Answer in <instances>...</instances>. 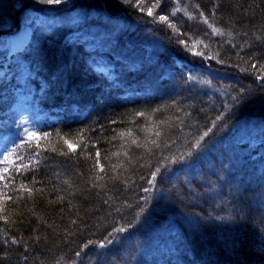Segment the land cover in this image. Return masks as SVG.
<instances>
[{
    "label": "trees",
    "instance_id": "obj_1",
    "mask_svg": "<svg viewBox=\"0 0 264 264\" xmlns=\"http://www.w3.org/2000/svg\"><path fill=\"white\" fill-rule=\"evenodd\" d=\"M176 2L162 4L158 14H168ZM18 3L23 7H17ZM135 3L64 0L49 6L34 0H0V24L10 26L0 32V64L12 75L10 82L0 75L4 79L0 81V134L9 135L12 126L20 132L23 126L19 112L5 114L13 105L25 113L31 131L50 133L39 142L45 151L35 174L41 181L35 187L44 192L8 208L10 227L0 222L9 237L21 240L0 246V251L7 250L5 264H25V256L27 264H71L80 245L88 239H103L117 221L136 223L103 256L98 257L102 250L85 249L83 264H264V87L253 73L240 70L250 67L245 61L253 53H260L256 59L264 62V0H219L221 8L215 17L211 15L213 0H179L180 7L190 13L199 4L215 26L233 31L232 37L211 36L206 25L179 12L170 20L189 34V51L172 38L174 30L152 22ZM34 16L39 23L30 26L27 42L17 49L20 54L9 51L12 36L22 32L28 25L24 22ZM229 39L231 43L226 42ZM151 40L156 43V59L139 58L137 51H145ZM192 50L216 58L203 60L193 56ZM118 53L129 64L138 65V70L129 72L117 65L112 57ZM105 66L106 74L94 71ZM26 67L33 75H25ZM168 73L171 79L161 81ZM241 89L249 98L216 131L213 147L202 161L191 170L170 166L172 174L165 172L157 184L163 198L157 199L154 193L153 199L139 201L145 195L140 189L147 186L159 156L131 146L135 136L121 139L118 133L131 128L141 144L153 148L155 129L152 133L137 129L172 117L173 126L164 131L165 139L175 144L171 152H163L171 158L172 153L185 150L195 126L203 128L206 120L224 111L218 106L228 97L221 93L244 95ZM172 100L180 112L169 107ZM158 106L163 114L153 116L151 109ZM137 111H145L146 116L136 117ZM147 116L153 120L147 121ZM240 129L246 131L237 136ZM18 137L6 146L12 147L13 140L19 143ZM64 140L77 148L75 154ZM32 143L35 151L36 141ZM94 144L107 174L101 183L111 189L100 194L89 187L99 173L92 170ZM61 150L68 155H59ZM89 154L93 159H87ZM114 166H119L116 172ZM117 174L120 181H129L130 190L110 179ZM31 179L29 175L24 182ZM108 198L114 202L106 205L103 201ZM125 201L132 207H124ZM138 203L143 204V212ZM117 208L121 211L116 212ZM66 229L75 233L68 242Z\"/></svg>",
    "mask_w": 264,
    "mask_h": 264
},
{
    "label": "snow or ice",
    "instance_id": "obj_2",
    "mask_svg": "<svg viewBox=\"0 0 264 264\" xmlns=\"http://www.w3.org/2000/svg\"><path fill=\"white\" fill-rule=\"evenodd\" d=\"M64 2V0H34V3L40 4V5H61ZM122 3L128 4L130 0H121ZM172 0H155V2H151L149 0L148 4L144 3V0H136V3L134 7L138 8L140 12H145L148 17L152 18V22L154 23H165L167 24L168 28L174 30L173 31V37L177 43L180 46H183V50L189 51V44L188 41L190 39L189 34L187 32H182L181 29L177 26V24L173 23L170 20V17L175 18L177 16V13L183 12L185 16L188 17L189 20H199L200 23L207 26L208 29H211V36H224L227 35L228 37L233 36V31L228 30L227 32L214 25V23L209 19L207 15H205V12L200 9V5L196 4L195 9L196 12L190 13L186 10V8H181L179 4V0L176 2V6L172 8V10L168 14H158V10L161 9L162 4L170 3ZM17 7H23V4L18 3L16 5ZM221 8V4L219 3V0H213V6L211 8V15L215 17L218 13V11ZM28 25L31 26L33 24H38L39 20L38 17H29L27 18ZM234 26V25H233ZM0 27H2V24H0ZM248 33H243V35H247ZM205 35H209L208 33H205ZM236 35H240V33H236ZM257 40L260 39L259 36L256 37ZM227 43H231V39L226 41ZM196 43H201V41H197ZM205 47H210L209 45H205ZM233 47H237L236 45H233ZM241 49L244 47L243 45L239 46ZM26 51V49H25ZM21 50L17 51V55H19ZM193 56H201L203 60H209V59H215V56H205L203 52L192 50ZM236 55L240 57V51L236 52ZM261 55L260 53H253L252 56L248 57V60L245 61V64L250 63V67L241 68V71H247L251 72L255 75V78L260 81L261 86L264 87V62H261L259 59H256L257 56ZM27 58V56H25ZM114 59L115 63L117 65H121L123 68H126L127 71H135L138 70L139 66L135 64H129L127 57L122 54H116L115 57H112ZM242 59V57H241ZM220 63H223V61H219ZM95 63V61H93ZM4 65L0 64V75L4 76V79L7 78L10 82L12 79V75L9 72L3 71ZM98 68H95V72L106 74L103 71H98ZM89 71H93V68L91 65H89ZM24 73L26 76H31L33 73L26 67L24 69ZM38 75V73H35ZM115 78V77H113ZM171 79V74H165L160 77V80L163 81L164 79ZM4 79H0V81H3ZM187 79L191 80L192 77H188ZM207 83V82H206ZM42 91H44V88L42 86ZM241 93L244 95H237L233 96L230 92H223L222 95H225L228 97V99L224 100L218 107L223 108L224 111H220L219 114L215 115L214 117L210 118V120H206L203 128H201L199 125L195 126L193 131L190 133L191 139L187 141L186 148L184 151H176L171 154V158H169L168 155H164V150H167L171 152L173 145L175 144V140L167 138L166 132L164 131L165 128H171L173 125L170 123L172 120V117H169L168 119H161L158 121V123L154 124H148L146 122L145 126L137 129V132H144V133H152L153 129L154 135L157 139H152L150 141L153 148H148L147 143L141 144L139 142L140 137L138 135H135L133 129H128L127 131H121L118 133V136L121 139H125L127 137H133L135 138L131 139V146H135L136 148H145L149 155L151 156H159V159L157 161V165L155 166V170L151 171L150 178L140 176L141 181H145L147 186L140 189L142 193L145 195H140L138 197L139 201L141 202H147L150 199H153V194L158 193L157 199L163 198V191L162 189L157 188V184L162 182L163 176L165 172H168L169 175L172 174V172L169 171L170 166H175L177 169H188L191 170L197 163H200L202 159L211 151L213 147V137L216 135V131L221 128L222 125H224V122L227 118H229L232 114H234L235 111H239V108L243 106V104L247 101L249 98L248 94L245 92L244 89L240 90ZM177 101L172 100L169 107H175L176 112H180V108L176 107ZM163 107L158 106L151 109V112L154 115L156 114H163ZM203 111V110H201ZM135 116L138 118H144L146 116L145 111H137L135 113ZM153 116H147V121H152ZM176 119H179V117H176ZM23 124V122H21ZM111 123L115 124L118 123L117 121H112ZM183 123V121H181ZM83 131V130H81ZM26 138L25 136L18 137L19 143L16 142V140H13L12 147L5 146L3 149H0V184H2V188H0V222L3 223L5 226H11L10 225V217L8 214H5L8 212V208L10 206H18L19 202L24 199H32L35 194L37 193H43V188H37L35 187L36 184L41 183V181L36 179V172L39 170V168L42 165V157L41 152L45 151V149H42L41 144L39 143L41 139H46L50 133L44 132L41 133L37 131H30L28 129H25ZM116 136L112 137V140H115ZM145 141H148V137H144ZM33 140L36 141L35 144V151H32L33 148ZM127 142V141H125ZM264 143V142H262ZM64 144L67 145L68 149L75 154L77 151V148L70 143L68 140H64ZM163 145V148L161 147ZM122 147L124 145H121ZM88 145H84V148L86 149ZM92 147H96V145H92ZM153 149H156L158 151H154ZM53 152L56 151L55 148L52 149ZM59 155L66 156L68 153L61 150ZM112 155L116 156L119 155V153H113ZM125 155H128L126 152ZM9 157H13L12 160L9 159ZM191 158V159H189ZM87 159L91 160L93 157L89 154L87 156ZM107 159V157H105ZM101 160V151L98 147H96L95 152V164L93 166V171L96 169L99 170V173L95 175L94 179L91 180V183L89 185L90 189H98L99 192L97 194L110 191L111 189L108 188L107 183H101V181L106 180V173L104 171V166L100 162ZM119 166L113 167V172H116V168ZM29 175L32 176V179L25 183L24 181L28 180ZM17 179L20 180V183H17ZM113 182L120 181L119 175H114L110 178ZM123 183L125 190L131 189V184L127 179L120 181ZM132 184L135 183L133 180L131 182ZM31 185V186H30ZM113 187H115V183L113 184ZM60 199H63V197H60ZM104 204H109L111 201V198L105 199ZM124 207L131 208L132 205L128 204L127 201L124 202ZM136 207L140 209L141 212L144 211L143 204H137ZM116 212H120L121 209L117 208L115 209ZM137 219H139V216H137ZM14 223V222H13ZM77 223L76 220L72 221V224L75 225ZM117 226L112 227L110 231H107V235L104 236L103 239L95 240V239H88L85 243L79 246L78 250L74 251V256L72 258L71 264H77V261H79V264H83V260L81 257L83 255H87L85 252V249H99L102 250L98 252V257L103 256L105 253H107L110 250V246L114 245L117 241V238H121V233H128L130 229L134 228V225L136 221L132 222H124L120 223L119 221L116 222ZM0 232H2V237H0V246L3 245H16L21 243V240L18 239L15 236H8V232L4 229H0ZM75 235L74 232H70L67 229L65 230V242L69 241V238ZM7 259V250L0 251V264H5V261ZM25 264H27L28 257H24Z\"/></svg>",
    "mask_w": 264,
    "mask_h": 264
},
{
    "label": "rangeland",
    "instance_id": "obj_3",
    "mask_svg": "<svg viewBox=\"0 0 264 264\" xmlns=\"http://www.w3.org/2000/svg\"><path fill=\"white\" fill-rule=\"evenodd\" d=\"M47 20H51V19H49V17H48ZM27 22L28 21H25L24 24H27ZM9 28H10L9 25L2 26V27H0V32H2V31L5 32V30H7ZM29 31H30V26L29 25H26L25 27L22 28V34H24V35L29 34ZM87 31H89V30H84V33H86ZM128 41L131 42L132 40L128 37ZM149 42H150V44H148L147 49L145 51H142L141 53L138 50L137 51V55H138L139 58L143 56L144 59H148L149 58V59H154L155 60L156 56H157L156 43L153 40H151ZM90 46L91 45H89V47ZM100 69L105 72L107 70V67L105 66V67L100 68ZM17 107L18 106H16V105L11 106L9 111L7 113H5V114H7V116H10L11 115V113H10L11 111L12 112L13 111L19 112L20 115H21L19 121L23 122V126L21 127L20 132H17L18 131V127L12 126L10 128L9 135H7L6 133L5 134H0V149H3L8 144V142L13 139V137H18L19 135L20 136L21 135H26L25 129H28V130L31 131V127L28 124L29 122L27 120L28 118L27 117H23L25 113H23V111L19 110ZM245 131H246L245 129H240L239 132L237 133V136H241ZM0 158H2V157H0ZM155 244H156V242H155ZM114 245H112V247Z\"/></svg>",
    "mask_w": 264,
    "mask_h": 264
}]
</instances>
